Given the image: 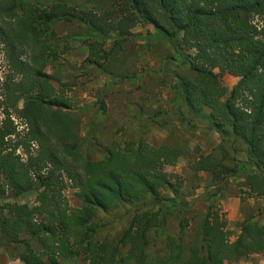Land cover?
<instances>
[{"label": "trees", "instance_id": "16d2710c", "mask_svg": "<svg viewBox=\"0 0 264 264\" xmlns=\"http://www.w3.org/2000/svg\"><path fill=\"white\" fill-rule=\"evenodd\" d=\"M77 10L75 0H0L7 68L0 75V246L21 264H229L262 253L264 224L240 222L230 241L222 213L212 206L192 243L184 240L181 221L180 233L166 235L153 251L168 226L167 203L176 204L162 191L175 196L182 185L164 167L185 149L114 141L103 159L87 158L79 151V114L65 95L71 87H55L51 71L70 50L69 40L57 35L62 22L85 27V63L109 75L115 73L107 65L122 63V40L136 26H149L181 51L173 73L178 117L188 124L205 119L221 137L190 169L210 174L221 191L249 166L241 186L263 198L264 0H112L106 11ZM113 33L121 39L106 50ZM220 74L238 78L227 96ZM118 76L128 78L123 71ZM225 142L234 152L243 147L245 164L230 156ZM68 187L77 190L80 208L70 209ZM29 193H37L35 205L15 201Z\"/></svg>", "mask_w": 264, "mask_h": 264}, {"label": "rangeland", "instance_id": "374dc122", "mask_svg": "<svg viewBox=\"0 0 264 264\" xmlns=\"http://www.w3.org/2000/svg\"><path fill=\"white\" fill-rule=\"evenodd\" d=\"M75 1L79 12L106 11L112 3V0ZM56 30L58 36L69 40L70 50L61 56V67L50 71L55 87L60 84L71 87L65 95L71 98L79 114L82 140L79 151L82 155L91 160H100L112 142L123 144L129 140H141L154 146L167 143L185 149L175 165L164 167V172L182 185L175 196L169 191H162L164 197L173 198L176 204L167 203L170 213L168 226L159 246L153 251L163 246L166 235L177 236L180 233L181 221L184 240L192 243L210 206L222 213L227 229L231 231L230 241H234L239 234L238 223L247 220L264 224V197H250L241 186L244 176L251 171L249 166H243L241 174L228 179L221 191L213 186L210 174L196 172L189 167V162L198 154H209L220 145L221 137L209 130V123L205 119H194L188 124L178 117V107L182 102L173 90L177 82L173 73L177 71L181 51L176 54L164 38L149 26L140 24L122 40V50L118 56L122 63L107 65L106 71L115 73L109 75L85 63L89 52L86 41L89 39L79 21L62 22L56 26ZM116 39L121 38L115 33L111 34L106 40L105 49L110 50ZM6 71L0 51V75ZM120 71L128 78H120ZM215 72L219 74L218 70ZM219 76L227 96L238 78L228 74ZM99 101L104 103V110L100 109ZM238 146V152H234L225 142L230 156L245 164L243 147ZM76 193L77 190L71 187L64 191L71 210L82 206ZM37 198V193H29L15 201L33 206ZM2 203L0 201V205ZM10 257L17 260L13 255ZM63 264L87 263L73 259ZM229 264H264V251Z\"/></svg>", "mask_w": 264, "mask_h": 264}, {"label": "crops", "instance_id": "0c3cea01", "mask_svg": "<svg viewBox=\"0 0 264 264\" xmlns=\"http://www.w3.org/2000/svg\"><path fill=\"white\" fill-rule=\"evenodd\" d=\"M0 264H21L19 260L12 259L8 253V250L0 246Z\"/></svg>", "mask_w": 264, "mask_h": 264}]
</instances>
